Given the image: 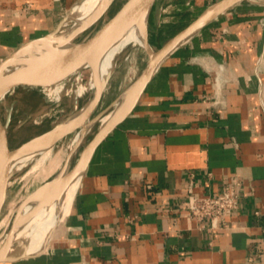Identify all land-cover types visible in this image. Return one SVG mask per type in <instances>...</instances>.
Segmentation results:
<instances>
[{"label": "crops", "instance_id": "0c3cea01", "mask_svg": "<svg viewBox=\"0 0 264 264\" xmlns=\"http://www.w3.org/2000/svg\"><path fill=\"white\" fill-rule=\"evenodd\" d=\"M80 1L0 0V63ZM217 1L167 0L159 22ZM233 178L244 187L226 227L191 218V182L220 194ZM73 206L48 257L12 264H264V0H241L165 59Z\"/></svg>", "mask_w": 264, "mask_h": 264}, {"label": "water", "instance_id": "95a60500", "mask_svg": "<svg viewBox=\"0 0 264 264\" xmlns=\"http://www.w3.org/2000/svg\"><path fill=\"white\" fill-rule=\"evenodd\" d=\"M159 0H127L122 7L107 20L94 33L86 36L82 41H77L86 31L80 32L72 40L67 42H54L61 33L69 13L65 16L59 26L50 34L34 39L8 56L0 63V106L11 94L22 90H44L57 86L64 81L82 74L86 70H93L100 66L102 58L118 39L130 30H136L140 35L146 32V40L152 53L146 52L148 63L146 68L127 88L120 97L128 92L120 108H117L118 98L106 111L97 117L93 113L89 115L88 124L94 123L97 118L105 114L114 113L111 121L99 128L90 141L84 146L76 162L72 159L65 162L64 174L59 180L49 198L42 205V208L57 201L70 184L80 175H84L89 163L100 145L120 125H122L132 114L147 86L152 81L155 73L165 59L180 45L186 42L204 26L216 19L226 10L241 0H218L206 8L187 27L174 35L161 47L154 49L149 39V22L154 8ZM115 0H111L99 15L90 28L96 25L102 17L110 10ZM77 41V42H76ZM140 46V45H139ZM142 48V46H140ZM29 57L22 66L5 74V71L12 63L21 57ZM113 75V74H112ZM110 76L105 88L100 93L98 104L101 102L107 85L112 77ZM96 106V107H97ZM109 112V113H108ZM12 121V108H8V115L4 120L0 114V216L4 210L8 198L10 180L13 174L10 172L12 162L23 153L28 145L37 138L52 134L59 125L30 139L29 141L13 147L10 143L9 128ZM87 126L83 128L86 130ZM91 127H89L90 129ZM88 129V128H87ZM57 143L53 144L56 145ZM12 225L4 228L0 234V263L15 262L8 260V256L22 249L25 244L19 242L13 250L7 249L9 232ZM15 251V252H14Z\"/></svg>", "mask_w": 264, "mask_h": 264}, {"label": "rangeland", "instance_id": "374dc122", "mask_svg": "<svg viewBox=\"0 0 264 264\" xmlns=\"http://www.w3.org/2000/svg\"><path fill=\"white\" fill-rule=\"evenodd\" d=\"M90 1L91 0H83L81 3H77L69 12L70 15L75 12H83ZM126 1L127 0H115L110 10L102 17V19L95 26L82 34V36L77 41H82L86 36L94 33L97 29H99L107 20L115 15V13L122 7V5ZM163 3H167V0H159L157 2L149 22V39L154 49L161 47L169 38L176 35L179 32L178 30L180 28L188 25L192 21V19H194L198 15V13L201 12L199 11L193 15L190 14V16H188L186 21L184 22H178L180 19L177 18L174 19V22L169 21L161 24L159 22V10L160 6ZM100 4L98 5V7L100 6ZM76 25H78L77 21H70L64 25L62 30L67 29V32L71 31L76 27ZM140 46L137 44H131L117 56L116 68L107 85L103 98L99 105L97 106V103V107L95 106L91 112H94L93 117H97L98 115L106 111L120 97V95L133 84V82L146 68L148 63L146 54L147 49L143 46L141 48ZM91 72L92 70H86L83 73L89 75ZM59 86L61 90L57 97H53L54 100H52V97H49L47 91L39 89L29 91L22 90L15 92L9 95L2 102L0 106V114L3 117L5 115L7 116V109L9 108V104L11 102H16L17 104L15 117L9 130L11 145L13 147H17L29 141L30 139L52 129L60 123H63L71 115H76L77 113H79V111L90 101L88 99L89 95L77 98V76L64 81L63 83L59 84ZM102 117L97 118L92 126L91 124L87 126L89 122L87 119L80 128H78L74 132L69 133L66 137L57 142L56 145H34L25 150L31 151L49 146L48 150H52V159L47 160V162L41 167V169L35 168L34 163H36V160L34 162H28L17 170L11 172L12 174H14L10 180L8 198L4 206V210L0 216V234L6 227L7 220H9L8 223L9 225H12L13 228L16 224V217L18 218L19 214L21 213L20 210L12 213V207L17 206L21 202L26 200L41 185L46 184L54 177L56 178L57 175L64 170V165L67 160L72 159V164L76 162L84 146L90 141L93 135L100 128L99 120ZM85 126H87L88 129L86 128V130H83ZM89 127L91 128L89 129ZM80 135L83 136L82 141L78 146H75L74 150L72 151L70 148L71 144ZM44 153L47 152H40L38 153L37 157H41ZM55 158L59 159L60 161L57 160V164L52 167V169H50L48 165L50 161ZM54 243L55 241H53V245ZM50 250L51 247L42 256L38 255L35 257L28 254L26 255V258H32L29 260H35L36 262H39L40 260H42L41 258L49 256Z\"/></svg>", "mask_w": 264, "mask_h": 264}, {"label": "bare ground", "instance_id": "6f19581e", "mask_svg": "<svg viewBox=\"0 0 264 264\" xmlns=\"http://www.w3.org/2000/svg\"><path fill=\"white\" fill-rule=\"evenodd\" d=\"M82 1H80V3ZM110 1L111 0H91L83 12H75L71 15L69 13L65 24L70 21H77L78 25H76L73 30L68 32L67 29L62 30L61 33L56 37L54 42L70 41L80 32L89 30L92 24L97 20L99 15L103 12L106 5ZM99 4L100 6L98 7ZM131 44L141 45L147 49V52L152 53V49L150 48L146 40L145 31L142 35H140L136 30L132 29L122 35L118 39V41L104 55L98 68L93 69L89 75L82 73L77 76V98L89 95L88 99L90 101L79 111V113H77L76 115H71L67 120L61 123L52 134L37 138L35 141L31 142L28 145L27 149L34 145L46 146L49 144H55L64 137H66L69 133L74 132L81 127V125L88 119L92 110L98 103L100 93L103 91L110 76L113 74L117 64V56ZM27 60H29L28 56L16 59L12 63V65L5 71V74L15 70L16 68H19ZM44 90L47 91L49 97L55 98L58 96L61 88L59 85H57L46 88ZM127 93L128 92H125L124 95H122V97L117 101V108H120L122 106ZM54 98L52 100H54ZM114 115V113L104 115L99 120L100 128L106 126L114 117ZM82 138L83 136L80 135L71 144L70 148L72 151L74 150L75 146H78L80 144ZM48 147L25 151L21 153L12 162L10 172L17 170L28 162H34L36 160V163H34L35 168L41 169V167L47 162V160L52 159V150H48ZM45 151L47 153H44L39 158L37 157L38 153ZM57 160L60 161L56 158L50 161L48 165L50 169H52V167L57 164ZM63 174L64 170L59 173L56 178L54 177L46 184L41 185L19 205L12 207V213L16 212L17 210H20L21 213L19 214L18 218L16 217V224L9 232V241L7 244V249L13 250L19 242H24L25 246L17 252L14 251L15 253L10 254L8 256V260L18 262L23 259H26V255L28 254L33 255L35 257L38 255H43L44 253H46V251L50 249V247H52L53 241L56 240L58 236L59 230L63 228L67 219L72 213L71 210L74 209H72V206L78 193L80 182L82 179V175L78 176L70 184L68 189L62 195V197H60L57 201L50 204L49 206L42 208V205L44 204V202L47 201L55 186L62 178ZM8 221L9 220H7L6 222V226L9 225ZM7 263L4 262L0 264Z\"/></svg>", "mask_w": 264, "mask_h": 264}, {"label": "built area", "instance_id": "2783aa9c", "mask_svg": "<svg viewBox=\"0 0 264 264\" xmlns=\"http://www.w3.org/2000/svg\"><path fill=\"white\" fill-rule=\"evenodd\" d=\"M244 182L233 178L220 194L209 192L198 195L191 182L188 187V205L192 219L209 224L213 229L226 227L227 218L239 207L242 198Z\"/></svg>", "mask_w": 264, "mask_h": 264}, {"label": "flooded vegetation", "instance_id": "af4514ba", "mask_svg": "<svg viewBox=\"0 0 264 264\" xmlns=\"http://www.w3.org/2000/svg\"><path fill=\"white\" fill-rule=\"evenodd\" d=\"M16 107H17L16 102H11V103L9 104V108H12V121H11L10 126L12 125L13 120H14V117H15ZM7 110H8V109H7ZM7 115H8V111H7ZM1 116H2V115H1ZM2 118H3L4 120H6L7 116H6V115H5L4 117L2 116ZM9 130H10V128H9ZM9 138H10V143H11L10 132H9Z\"/></svg>", "mask_w": 264, "mask_h": 264}]
</instances>
